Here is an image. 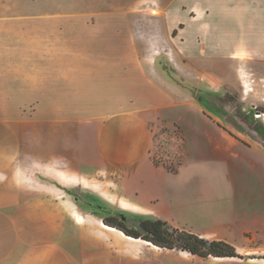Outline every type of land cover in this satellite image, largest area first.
<instances>
[{"label":"crops","instance_id":"0c3cea01","mask_svg":"<svg viewBox=\"0 0 264 264\" xmlns=\"http://www.w3.org/2000/svg\"><path fill=\"white\" fill-rule=\"evenodd\" d=\"M74 1L0 0V264H73L81 251L92 261L108 255L112 264L137 262L111 248L122 241L101 228L102 219L97 218L94 227L111 235L108 241L90 237L91 230L60 207L55 197L68 194L54 173L70 175L68 170L17 169L20 153L29 167L65 160L80 174L111 171L121 180L120 194L139 213L160 212L175 225L192 226L201 235L212 230L199 228L200 220L214 221L217 210L225 212L228 225L264 230L263 136L257 131L258 138L235 135L221 120V111H208L169 81L161 85L156 69L159 63L166 70L169 65L194 66L201 56L220 58L222 70L214 76L224 86L232 87L237 67L247 64L255 68L264 87V43L219 44L198 52L184 35L194 23L201 27L207 23L185 5L173 11L73 12ZM185 10L190 14L184 19ZM74 19L81 20L77 27ZM146 25L155 29L154 36L143 33ZM165 48L175 53L164 51L169 58L161 60ZM153 123L177 127L181 154L175 170L151 159ZM210 164L224 172L229 196L218 197L215 178L206 175L193 186L201 176L195 177V168ZM155 175L163 177L169 198L180 191L179 198L165 207L153 205L159 198L146 197L151 181L135 186V193L144 198L128 193L130 181ZM176 175L183 185L176 182ZM183 193L193 196L186 199ZM82 246L97 252L90 256Z\"/></svg>","mask_w":264,"mask_h":264},{"label":"rangeland","instance_id":"374dc122","mask_svg":"<svg viewBox=\"0 0 264 264\" xmlns=\"http://www.w3.org/2000/svg\"><path fill=\"white\" fill-rule=\"evenodd\" d=\"M185 5V6H184ZM176 6L186 9L188 7L191 10L192 15L200 16L201 19L207 23L206 26H200L198 23H194L193 27L184 35L187 40H190V44H195L198 52H207V48L211 50L216 47L219 48V44H232L237 45L238 43H252L260 42L264 43V0H170L167 2L159 1L152 3H129L125 1L112 2L111 0L104 3L96 2H85L82 0H75L72 4L73 12L79 11H96V10H145V11H173ZM186 12L181 15V18H187L190 13ZM81 20L74 19L73 27H77ZM200 22V21H199ZM183 26V25H182ZM147 29L141 27L143 33L148 34V37L154 36L155 29L146 25ZM204 30L209 33H199ZM176 34V31L174 32ZM156 40V38H153ZM159 44V43H158ZM199 46V47H198ZM173 56L174 50H167L166 48L162 51V55L159 58L168 60V52ZM167 57V58H166ZM250 59V56L247 57ZM223 60L220 58L208 59L201 56L199 59L194 60V66L179 67L175 69L171 65L163 68L161 63L156 67L158 72L161 74L158 77L160 84L164 86L169 81L177 86L176 90L188 91L199 103L208 111H221V120L231 126L234 129L232 131L235 135L250 139L251 137L258 138L256 129H260L264 138V87H262L260 79L255 74V68L247 64H242L237 67L235 72L236 80L233 82L232 87L229 84L223 85L221 79L218 76H214L215 73H220L221 63ZM227 63V62H226ZM228 65H226L227 67ZM213 73V75H212ZM156 76L157 74L154 73ZM161 77V78H160ZM252 81L253 90L248 91V94L244 93L243 80ZM169 89L175 91L168 83ZM258 114V116H257ZM260 114V115H259ZM225 115V116H223ZM155 122V121H154ZM153 145L151 148V159L156 165H162L163 168L169 170H175L177 159L180 157L181 149L178 144L179 132L177 127L169 126L164 124L156 125L153 123ZM19 154V160L17 162V169L28 171L29 173H38L39 171L45 172L47 168L53 166V170L65 169L68 170L78 180L77 183L66 184L59 183L62 189L66 191L67 196L61 193L56 196L55 199L59 202L62 209L66 212H71L75 209L85 217L84 223L89 230V236H97L104 240H109L110 231H107L104 227L105 232L109 234L97 231L94 227L97 218L103 220L104 217L113 216L115 222L122 223L123 225L139 229V221L143 218L162 219L167 221L171 228L184 230L190 233H194L205 237L207 239H220L227 240L233 244L238 253L240 254L234 258L226 259H215V256L202 257L199 255L192 254L186 250L181 249H168V248H157L152 244L142 240L141 242H133L123 238L120 233H112L115 238H119L122 244L111 245L114 251L117 250L119 253H125V256L133 257L137 262H125L120 261L117 264H264V230L251 229L242 223L228 225V220L224 216L223 210H217L213 220L202 218L198 224L199 228L206 230H212V232L204 233L201 235L195 233L192 226L175 225V221L167 220L162 213H139L140 210L137 206L132 205L125 199V195L121 193V180L118 176L111 171H99L89 172L86 174L78 173L73 166L62 160L59 163H52L42 167L41 165H34L29 167L28 162L25 160L27 157H22ZM25 158V159H24ZM197 173L201 174L200 179L195 178L193 180V186L195 187L196 182L203 181V176L206 178H215L217 186L215 188V194L218 197L223 198L229 196V187L225 183L224 172L216 165H203L195 168V177ZM54 174L55 178L59 171ZM146 177V181L136 179L130 181L127 185L128 193L131 197L144 198L145 195L135 193L136 184H145L148 181L153 183L151 192L146 197H153L154 199L159 198V201H154L155 207H165L170 202H174L175 199L179 198L180 191H176V194H171L170 198L165 191H163L164 179L162 176H154L151 180ZM176 182L180 179V176L176 175ZM209 178V179H210ZM59 180V178H57ZM212 180V179H210ZM61 181V180H60ZM59 181V182H60ZM184 180H179L178 183L181 185ZM16 186H21L19 181L15 180ZM64 184V185H63ZM191 187V182L188 183ZM188 186V185H187ZM184 192L187 193V189L183 188ZM192 190H190L191 192ZM145 192V191H142ZM189 192V193H190ZM183 196H193L192 194H185ZM70 195V196H69ZM79 197L76 199L75 197ZM181 199V198H180ZM87 200L95 201L94 205H89ZM96 203L104 205V208L96 206ZM126 206V207H125ZM118 212H123L126 215V220L122 221L121 215ZM74 220H76L74 218ZM77 222V221H76ZM78 224H80L78 222ZM80 224V225H81ZM119 229V228H118ZM204 229H201L204 231ZM132 241V242H131ZM133 243V244H132ZM158 246V245H157ZM82 248L88 252L91 256L92 253L97 252L88 246H82ZM116 249V250H115ZM129 254V255H128ZM84 256V252L77 253V260L73 264H112L111 259L108 255L103 256L102 259L93 260L87 259Z\"/></svg>","mask_w":264,"mask_h":264},{"label":"trees","instance_id":"16d2710c","mask_svg":"<svg viewBox=\"0 0 264 264\" xmlns=\"http://www.w3.org/2000/svg\"><path fill=\"white\" fill-rule=\"evenodd\" d=\"M256 130L262 134L260 129ZM103 221L119 228L129 236L149 241L163 248L186 250L202 257H237L240 255L230 242L220 239L210 240L194 233L171 228L170 224L162 219L142 218L139 221L140 230L115 222L113 216L104 217Z\"/></svg>","mask_w":264,"mask_h":264},{"label":"bare ground","instance_id":"6f19581e","mask_svg":"<svg viewBox=\"0 0 264 264\" xmlns=\"http://www.w3.org/2000/svg\"><path fill=\"white\" fill-rule=\"evenodd\" d=\"M57 178H59V180H61V182L63 183H66V184H71V183H77L78 180L73 176V175H68V174H65L63 172H61L60 174L57 175ZM126 207V206H125ZM73 212V215H74V218L79 222V223H84L85 221V217L84 215H82L81 213H79L77 210L73 209L72 210ZM101 225L108 231L110 232H116V233H120L122 236H124L123 238H126L128 240H132L133 242H141V239L140 238H135L133 236H129L127 234H125L122 230L114 227V226H111V225H108L106 224L105 222H102ZM143 240V239H142ZM131 241V242H132ZM147 243L149 244H152L151 242L149 241H146ZM133 244V243H132ZM154 245V244H153ZM217 258H221V257H217ZM230 258H234V257H230Z\"/></svg>","mask_w":264,"mask_h":264},{"label":"built area","instance_id":"2783aa9c","mask_svg":"<svg viewBox=\"0 0 264 264\" xmlns=\"http://www.w3.org/2000/svg\"><path fill=\"white\" fill-rule=\"evenodd\" d=\"M242 83H243V87H244V93L245 94H248L249 92L248 91H250V90H253V86H252V81H249V80H243L242 81ZM260 115V114H259ZM257 116H258V114H257Z\"/></svg>","mask_w":264,"mask_h":264},{"label":"flooded vegetation","instance_id":"af4514ba","mask_svg":"<svg viewBox=\"0 0 264 264\" xmlns=\"http://www.w3.org/2000/svg\"><path fill=\"white\" fill-rule=\"evenodd\" d=\"M76 199H78L79 197H75ZM87 203L89 205H94L95 201H91V200H87ZM96 206L100 207V208H104V205L100 204V203H96ZM121 215L122 221L126 220V215L123 212H118Z\"/></svg>","mask_w":264,"mask_h":264}]
</instances>
